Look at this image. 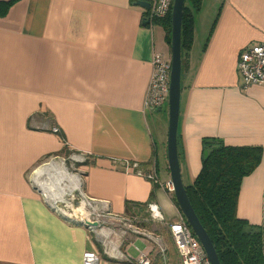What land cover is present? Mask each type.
I'll return each instance as SVG.
<instances>
[{
	"label": "crops",
	"instance_id": "obj_1",
	"mask_svg": "<svg viewBox=\"0 0 264 264\" xmlns=\"http://www.w3.org/2000/svg\"><path fill=\"white\" fill-rule=\"evenodd\" d=\"M135 1L0 0V264H82L86 251L97 252L96 264H115L128 245L161 238L116 234L118 249L106 254L80 220L51 207L29 174L64 149L88 159L86 201L124 220L153 202L165 228L182 216L162 185L168 107H144L152 54L170 58L169 45ZM255 42H264V0H201L183 52L176 138L185 185L201 168L204 138L261 148L236 215L261 227L264 251V87H243L237 72L239 53ZM125 161L154 167L161 185Z\"/></svg>",
	"mask_w": 264,
	"mask_h": 264
},
{
	"label": "trees",
	"instance_id": "obj_2",
	"mask_svg": "<svg viewBox=\"0 0 264 264\" xmlns=\"http://www.w3.org/2000/svg\"><path fill=\"white\" fill-rule=\"evenodd\" d=\"M200 5L201 0H185L183 4L181 68L183 52L192 39L193 15L199 10ZM170 13L171 10L164 17L153 18L150 21L163 28L168 45ZM205 151L207 157L203 158ZM260 159L259 146H231L214 138H204L201 168L190 184H184L189 202L209 235L220 264H264L261 227L249 224L236 215L241 180L257 167ZM131 205L133 206L127 202L126 209Z\"/></svg>",
	"mask_w": 264,
	"mask_h": 264
},
{
	"label": "rangeland",
	"instance_id": "obj_3",
	"mask_svg": "<svg viewBox=\"0 0 264 264\" xmlns=\"http://www.w3.org/2000/svg\"><path fill=\"white\" fill-rule=\"evenodd\" d=\"M46 163V165L44 164L42 167L37 168L40 171L43 170L41 171L42 173L37 175V173L31 172L29 176L35 181V185L43 193L47 201L69 220H80L81 217L85 216L91 220L98 221L99 226L92 227L90 230L93 236L96 235L97 237L95 238L99 240L96 246L100 251L103 253L105 251L108 254V251H111L113 246L117 247V242H115L117 240L116 234L118 236L124 235L126 240H129L131 235L143 236L146 233H151L153 236H157L160 233L162 234L160 235L161 238L156 239L153 237L156 240L151 239L150 244L153 247L151 264H179L178 255L168 229L150 217L147 207L142 206L137 217L131 215L133 214L131 213L127 214L128 219L114 222L108 219L109 216L105 214L106 206L86 201L83 195L82 179L88 159L84 154L75 150L64 149L60 156L51 158ZM132 210L135 211V208ZM101 228L103 230L111 228L110 233L105 235L104 238L98 235ZM113 229L116 230L114 231ZM133 230L138 231V233ZM122 231L125 232L123 233ZM119 243L120 247L121 243L125 244L122 241H119ZM143 245L140 240L128 245L126 248L127 254L132 258L137 257L144 250ZM122 258L124 261L125 254Z\"/></svg>",
	"mask_w": 264,
	"mask_h": 264
},
{
	"label": "built area",
	"instance_id": "obj_4",
	"mask_svg": "<svg viewBox=\"0 0 264 264\" xmlns=\"http://www.w3.org/2000/svg\"><path fill=\"white\" fill-rule=\"evenodd\" d=\"M149 2L150 6L148 8V13L144 19H147L150 22L153 18L164 17L169 10H171L173 0H149ZM151 66L152 71L148 81L147 91L145 93L144 107L156 111L167 105L170 58L165 57L161 53L155 52L151 57ZM237 72L243 87L251 85L264 87V42L250 43L241 50L237 60ZM53 130L56 129L53 128ZM123 167L125 170L135 169L137 174L143 175L154 184L161 185L156 177L157 175L154 167H151V169L146 172L143 170L140 171L138 170V164L136 162L127 161L123 162ZM162 185L167 192L172 193L173 187L170 179ZM50 205L54 208L52 204ZM147 208L152 218H162L157 204L150 202L147 205ZM104 211L105 214L109 216L108 219L112 221L115 220L114 222H121L124 220L118 214L110 213L108 209H105ZM87 219L91 220L89 218ZM80 223L84 225L82 221ZM98 226L99 225L96 227ZM86 227L90 230L94 226ZM100 232H102V228L100 229ZM134 232L138 233L136 230ZM168 233L174 243L179 264H210V261L206 257L197 237L192 233L190 227L186 224L182 216L178 220L172 221L168 224ZM116 250V246H113V249L110 252H116ZM152 255L153 247L148 246L135 258H132L127 254H125L124 261L122 258L123 256L118 254L115 258H112L116 260L115 264H151ZM97 259V252L86 251L82 256V264H96Z\"/></svg>",
	"mask_w": 264,
	"mask_h": 264
},
{
	"label": "water",
	"instance_id": "obj_5",
	"mask_svg": "<svg viewBox=\"0 0 264 264\" xmlns=\"http://www.w3.org/2000/svg\"><path fill=\"white\" fill-rule=\"evenodd\" d=\"M185 0H173L170 13V73H169V89H168V125H167V138H166V160L169 170V179L172 183L173 198L183 216L186 224L190 227L192 233L197 237L200 245L202 246L206 257L210 264H220L215 248L211 239L203 226L201 225L197 215L195 214L187 194L185 192L184 184L181 179L178 152H177V122L179 112L180 100V77H181V21L182 9ZM135 5L141 8L148 9L150 6L149 0H136ZM149 23L144 19V24ZM207 157V152H203V158ZM80 220L84 226L98 225L95 220H88L85 216Z\"/></svg>",
	"mask_w": 264,
	"mask_h": 264
},
{
	"label": "bare ground",
	"instance_id": "obj_6",
	"mask_svg": "<svg viewBox=\"0 0 264 264\" xmlns=\"http://www.w3.org/2000/svg\"><path fill=\"white\" fill-rule=\"evenodd\" d=\"M43 171V170H41ZM39 169H36L34 173H37V175H39V173H42Z\"/></svg>",
	"mask_w": 264,
	"mask_h": 264
}]
</instances>
